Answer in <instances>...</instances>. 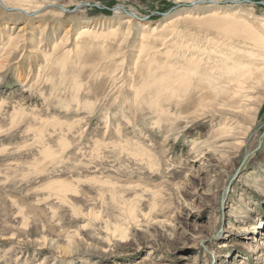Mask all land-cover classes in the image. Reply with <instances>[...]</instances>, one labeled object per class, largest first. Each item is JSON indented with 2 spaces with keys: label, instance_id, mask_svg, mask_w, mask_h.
Wrapping results in <instances>:
<instances>
[{
  "label": "rangeland",
  "instance_id": "1",
  "mask_svg": "<svg viewBox=\"0 0 264 264\" xmlns=\"http://www.w3.org/2000/svg\"><path fill=\"white\" fill-rule=\"evenodd\" d=\"M1 1L0 264H264V0Z\"/></svg>",
  "mask_w": 264,
  "mask_h": 264
},
{
  "label": "bare ground",
  "instance_id": "2",
  "mask_svg": "<svg viewBox=\"0 0 264 264\" xmlns=\"http://www.w3.org/2000/svg\"><path fill=\"white\" fill-rule=\"evenodd\" d=\"M0 3L2 5L4 4L3 1H1V0H0ZM262 6H264V5H262ZM16 10H17V8L8 9V11H16ZM18 11L23 12V13H26V12L21 11V10H18ZM127 14H128L129 17H132V18L135 17L134 16L135 15L134 13H127ZM259 76H257L256 79H255V77L251 73V70L250 69H247V70H245V72H243L240 75V77H237L235 79H229L228 82H227V91H226V93L224 95L225 96V99H223L224 100V103L226 105H231L232 106L233 105V100L232 99L234 97L240 96L242 93H246L245 96H248L249 89L250 90H254L255 89V87H252V84H254V80H256L255 82L257 83V80H258ZM258 104H261V103L259 102V100L257 98H255V100L254 99L251 100V102L248 105V106H250L249 109H248V112L250 113L249 114L250 115L249 116V120H250L251 117H252V119H254V121L252 122L251 125H254L255 122H256V120H258L259 114L261 113V110L260 109L264 105V102L261 105H259L260 108L259 107L258 108L256 107V105H258ZM247 134L245 135V137L247 136ZM242 137H243L242 134L237 135V138L234 140V144H231V146L233 148H241L242 145H243L242 143L244 142V139H245V137L244 138H242ZM236 142H239L240 144H237ZM226 190L227 189L225 188L224 191L226 192ZM225 192H224L223 195H225ZM262 223H263V220L260 219L258 221V225L260 226Z\"/></svg>",
  "mask_w": 264,
  "mask_h": 264
},
{
  "label": "water",
  "instance_id": "3",
  "mask_svg": "<svg viewBox=\"0 0 264 264\" xmlns=\"http://www.w3.org/2000/svg\"><path fill=\"white\" fill-rule=\"evenodd\" d=\"M244 1L247 2V3H252V2L249 1V0H244ZM193 4H196V3H193ZM193 4H192V5H193ZM197 4H198V3H197ZM256 4L264 5V1L257 2ZM263 138H264V127H263V131H262V133H261V135H260V137H259V139H258V145H257V147H256L251 153H254L257 149L260 148V146H261L262 143H263ZM251 153H246V154L244 155V158H243V160H242V163L240 164V166H239V168H238V170H237V172H236V176H237V174H239L238 171H239L240 168L243 166V164H244L245 161L247 160V157H248ZM234 176H235V175H234ZM228 190H229V186H227L226 195H227ZM223 200H224V199H223Z\"/></svg>",
  "mask_w": 264,
  "mask_h": 264
}]
</instances>
